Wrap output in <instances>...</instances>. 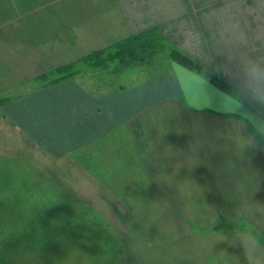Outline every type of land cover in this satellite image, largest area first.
<instances>
[{
	"label": "crops",
	"instance_id": "1",
	"mask_svg": "<svg viewBox=\"0 0 264 264\" xmlns=\"http://www.w3.org/2000/svg\"><path fill=\"white\" fill-rule=\"evenodd\" d=\"M153 28L242 80L241 54L264 55V0H0V99L11 98L0 106V165L23 164L92 210L121 244L114 264H264V209L250 204L264 203V151L244 150L233 131L264 120L230 110L228 95L173 63L101 96L72 79L31 83ZM119 135L150 193L137 203L96 173L102 163L81 161ZM125 150L111 163L121 174L133 163Z\"/></svg>",
	"mask_w": 264,
	"mask_h": 264
},
{
	"label": "trees",
	"instance_id": "2",
	"mask_svg": "<svg viewBox=\"0 0 264 264\" xmlns=\"http://www.w3.org/2000/svg\"><path fill=\"white\" fill-rule=\"evenodd\" d=\"M169 63L176 64L204 78L229 97L235 94L233 82L206 69L199 62L179 51L156 28L94 51L72 63L36 77L31 83L36 84V88H45L64 80H75L79 75L86 77L88 73L94 76L102 74L100 78L103 79L101 84L103 89L99 84H95V90L92 91L79 82L88 94L101 96L108 92L119 93L137 85L151 75L163 74ZM9 100L11 98L0 99V106ZM244 107L264 120V106L252 105L245 100ZM5 169V167L0 168V217L8 218L12 212H15V216H17V212H26L21 223L16 222L11 227H0V241L3 242L1 247L4 248L1 253H7L10 259L18 260L19 256L27 254L30 256L29 264H45L46 261H50L56 251L55 248L58 247L55 243L56 234L61 233V231L52 232V229L55 228L52 224H56L62 214L66 215V220L68 219L76 226L86 225L88 222H96V220L101 224L92 210L67 199L50 185L47 186L50 188L48 191L56 199V203L54 202V206L50 208L44 206L42 198L50 196L48 191L46 193L43 188L36 187L38 185H34L30 180H25V182L17 179L13 176V171L10 173L14 178L8 177L7 173L9 172ZM38 184L40 185V183ZM34 200L40 201V205L35 204L32 207L31 202ZM56 204H60L62 208H58ZM24 205L26 208L20 209ZM62 209L63 211H61ZM64 249H66V244H62L58 250L63 251ZM54 264L56 263L54 262Z\"/></svg>",
	"mask_w": 264,
	"mask_h": 264
},
{
	"label": "rangeland",
	"instance_id": "3",
	"mask_svg": "<svg viewBox=\"0 0 264 264\" xmlns=\"http://www.w3.org/2000/svg\"><path fill=\"white\" fill-rule=\"evenodd\" d=\"M156 64L154 65L156 66ZM101 75L102 74H98L94 76L88 73L86 77H82L79 75L76 77L75 80L78 82H82L86 87H89L90 90L94 91L95 84H99L101 89L104 88L101 85L103 81V79L100 78ZM35 85L36 84H34V86ZM24 89L25 88H23L22 90ZM22 90H19L16 93H21ZM123 148L126 149V153H129V149L127 150L128 146L125 142L124 136H113L110 137L106 142H104L101 148L102 152L101 150H95V152L94 150H91L84 154L86 155V158H83L82 156V158H80L82 162L87 161V159L90 158V164L92 163L91 160L95 158L97 162L93 163V168L96 167V165H98L99 163H102L99 165L100 167L97 169L96 173L100 170V168L102 171L105 170L104 172H107V175L100 173L101 171L97 174L101 175L103 178H106L105 181L106 183H108L112 191L116 192L117 194H120L122 196V199L125 198L127 201L137 203L141 201L143 199V196H146L149 192H146L145 184H143L136 178L139 176L137 175V172H135L137 168L136 164H134L133 161L134 155L132 153H129L127 155L133 163L129 164V167L131 168H128L125 174L118 173V169L114 170L111 165L112 161L117 159L115 158V152L119 153L121 149L123 151ZM1 167H5V171L9 172L7 173L9 174L8 177H12V174L10 172L13 171V176L17 179H20L22 181L30 180V182H32L34 185H38L36 187L43 188V190H46V193L50 189L47 187L48 183L46 181H42L40 179V176L36 173H33L30 170H26V167L23 164H20L18 162H12L0 165V168ZM27 171L30 173H28ZM113 172H116V174L113 175ZM38 183H40V185ZM48 192L50 195L51 192ZM42 199L44 200L42 204L49 208L54 206V202L56 203V199H54L51 195L47 198ZM34 201L31 202L32 207L35 204L40 205V201ZM56 205L58 206V208H62L60 204ZM24 206L20 209L24 210L26 208V206ZM55 208L57 207L55 206ZM61 211H63V209ZM14 214L15 212H12L11 215L8 216V218L5 216H1L0 227H11L16 222L21 223L24 220L23 218L26 216V212H17V216H15ZM64 214H66V212H64ZM66 225L68 226L67 230ZM52 226L55 227V230L52 229V232L57 233V231H61V233L56 234L55 243L58 247L55 248L56 251H54V256H52L53 258L50 261H46L45 264H54V262L56 264H114L115 259H117V257H119L122 253L121 244L118 241L116 235H114L112 230H110L107 226H103L97 220L96 222L90 221L86 225L76 226L70 223L68 219L66 220V215L63 216L62 214L60 216V220L58 219L56 221V224H52ZM62 226H64L63 229ZM61 243L66 244V249H64L63 251L58 250L62 246ZM2 245L3 242L0 241V264H25V262L26 264H29V255L23 254L19 256L18 260H12L7 256V253H1L2 249H4L3 247H1Z\"/></svg>",
	"mask_w": 264,
	"mask_h": 264
},
{
	"label": "clouds",
	"instance_id": "4",
	"mask_svg": "<svg viewBox=\"0 0 264 264\" xmlns=\"http://www.w3.org/2000/svg\"><path fill=\"white\" fill-rule=\"evenodd\" d=\"M220 30H222V27ZM239 46L242 47V45ZM240 59L242 61V80L231 76L230 71L225 65H218L215 68L209 66V69L233 81L235 94H233L231 98L226 97L229 109L234 110L237 114L248 116V114L242 111L245 100L252 105L258 104L264 106V55L253 57L243 53L241 54ZM249 123H252L251 119L249 120ZM252 127L253 131L249 133L247 125L235 122L233 124V131L237 138L246 141L242 148L244 150L250 149L252 153L255 154L256 152L264 151V145L257 142V137H264V126L253 124ZM259 190V187L254 189L252 196H254ZM250 204L253 209H264V203L259 201L252 200L250 201ZM254 229L259 231L258 228Z\"/></svg>",
	"mask_w": 264,
	"mask_h": 264
}]
</instances>
